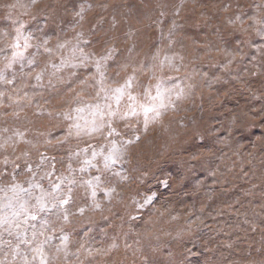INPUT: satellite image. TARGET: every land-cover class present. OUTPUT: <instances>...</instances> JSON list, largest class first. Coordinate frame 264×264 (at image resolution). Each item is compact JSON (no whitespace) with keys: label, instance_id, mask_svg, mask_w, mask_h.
Here are the masks:
<instances>
[{"label":"rangeland","instance_id":"1","mask_svg":"<svg viewBox=\"0 0 264 264\" xmlns=\"http://www.w3.org/2000/svg\"><path fill=\"white\" fill-rule=\"evenodd\" d=\"M28 3L30 0H0V36L10 33L7 37L10 43L15 35V28L27 20V31L36 37L48 39L47 46L52 51L46 53L43 49L36 48L29 50L32 53L39 52L38 66L31 69V72L34 74L45 69L44 78L39 83L33 75H29L30 69L26 64L23 68L19 64L14 66L12 71L15 78L12 85L0 82V92L5 93V96L0 98V145H4L0 147V208L8 203V197L12 196L8 188L13 183L28 187L27 181L31 179L33 183L39 181L48 188L49 181L59 182L62 176L78 180L81 177L88 179L92 175H98L95 169L91 168L80 172L79 166L68 159L67 142L58 144L56 141L66 135L69 124L91 121L92 106L96 103H112L113 107H116L114 101L104 97V93L87 107L77 104L70 107L68 104L74 95L73 90L79 92L86 101L99 92L101 77L95 62L100 60L101 55H108L106 47L111 35L121 37V43L112 45L117 49L116 52L110 59L101 61L104 73L103 87H116L128 76H132L131 94L137 98V104L151 103L145 95L146 92L153 96L156 94L155 82L151 77L135 71L141 67L142 53L151 46L155 36L142 28V25L149 21L147 9L139 0H128L122 9L125 20L117 26L120 31H108L112 16L105 14L104 23L93 22L87 25L88 32L84 37L88 41L87 44L66 45L65 48H58V45L81 30L77 24L79 18L73 13L80 10L85 0H64L55 23L41 16L31 19L23 15L19 7L10 9L5 6ZM17 16L20 19H17ZM128 21L131 22L134 33L136 28H141L140 33L134 35L132 40L123 35L127 31ZM178 23L185 22L179 20ZM205 32L206 29L186 26L183 36L189 39L203 36ZM248 39L243 34L236 33L229 39L228 47H236L237 42ZM4 44L5 41L0 39V47H4ZM250 44L253 46L240 44L248 55L244 58V67L236 71L241 72V85L253 89L264 83V80L260 79L264 69L258 63L264 59L260 55V52L264 51L260 47L264 40L253 37ZM8 54L10 55V52ZM85 55L90 58L85 60ZM65 60L68 61L67 64H63ZM2 62L3 56H0V66ZM249 69L257 72V75L247 74ZM217 74H222L219 67L209 72L210 77ZM9 78L13 79V76L10 75ZM225 88L224 85L214 84L209 90L215 96V103L223 106L216 112L217 116L224 114L223 108L235 109L247 100L246 95L222 100ZM129 103L131 102L125 96L121 100L120 108L126 109ZM167 103L168 100L164 96L163 104ZM77 107L83 111H75ZM162 109H159V117L149 121V130L154 121L165 122L175 115L172 112L164 113ZM68 111H71L72 120L64 118V113ZM185 113L193 114L191 105L182 106L179 115L183 116ZM126 121H139L138 127L141 131L144 130L142 113L120 121V126ZM211 123L215 127L220 126L217 120H212ZM261 124H264V121ZM217 135L220 137L219 141L214 138L197 141L195 138L182 136L179 139L180 148L155 157L148 175L143 178V183L137 181L136 185H133L137 191L136 203L144 207L134 205L131 215H126L120 206L113 207L110 212L97 209L87 223L81 225L79 222H72L70 226H66L65 230L69 232V257L61 259L59 264H74L75 257L71 253L76 252L79 243H85V246L93 251L102 250L99 255L81 256L84 264H167L170 252L174 257L184 259L185 264H208L209 261L211 264H233L242 254H251L264 247V126H244L236 129L231 137L224 130ZM225 139H228L229 143H223ZM72 142H75L74 139ZM237 149L246 161L243 167L239 164L235 167L232 165L236 160L232 152ZM5 159L8 163L4 162ZM209 159L214 161L211 166L208 164ZM70 163L76 169L72 173L67 170ZM28 166L32 168L35 176L27 171ZM14 168L16 171H13ZM116 170L119 171L120 167L116 166ZM48 172L52 175H46ZM67 187L65 182V191ZM71 187L73 203L70 210L79 217L78 207H87L93 198L80 184ZM149 196H152V200L145 203ZM95 199L97 202H107L102 192H97ZM16 205L17 202L13 201L11 208H3V212L10 219ZM165 208L170 209L171 215L177 218L168 226L173 235L179 227H186L190 222L198 226L181 233L176 239L162 238L161 242L167 243L168 246L153 253L152 248L157 246V241L145 235L148 227L146 222L153 217L156 209ZM16 235L15 228L9 234L4 227H0V264H22L21 255L26 253V246L18 243ZM28 235H31V229L28 230ZM58 243L59 240L53 241V244ZM113 244L116 247H112ZM14 251L21 255H14Z\"/></svg>","mask_w":264,"mask_h":264},{"label":"clouds","instance_id":"2","mask_svg":"<svg viewBox=\"0 0 264 264\" xmlns=\"http://www.w3.org/2000/svg\"><path fill=\"white\" fill-rule=\"evenodd\" d=\"M63 2L64 0H30V3L26 5L6 4L5 6L10 9L19 7L22 14L31 19L41 16L55 23ZM127 2L128 0H90V2L85 0L80 10L73 13L79 18L77 24L81 30L76 31L70 39L59 44L58 48H65L66 45L75 46L80 43L87 44L88 41L84 39L88 32L87 25L93 22L95 24L104 23L105 14L112 16L108 31H120L117 26L125 20L122 9ZM139 2L148 12L149 22L143 24L142 28L154 33L155 36L151 46L142 53L141 67L135 71L150 76L155 82V89L157 85L160 86V91L168 100L162 111L172 112L175 115L165 122L154 121L150 130L148 124L144 125L143 131L138 127L139 121L135 123L126 121L121 127L119 122L123 120L116 119L112 123L118 134L112 136L111 139L106 130L93 134L81 133L78 136L72 130V134H69L72 124L68 125L66 135L56 143L67 142L68 159L79 166V169L82 159L90 155L91 150L107 151L113 143L121 150L117 163L110 170L103 169L102 165L95 169L98 175H104L106 178L97 192L108 190L111 194L104 196L106 203L104 200L97 202L96 199H92L87 207H83V215L72 217V222H79L81 225L87 223L97 209L101 212H110L113 207L120 206L126 215H131L134 205L144 207L136 203L137 191L133 185H136L137 181L143 183V178L148 175V170L155 157L180 148L179 139L182 136H187L189 139L195 138L197 141L213 138L219 141L220 137L217 133L222 130L227 131L231 137V134L238 128L264 126L261 124L264 121V83L253 89L244 87L241 85V72L236 71L244 67L243 61L248 55L240 44L252 47L251 38L259 37L264 40V0H139ZM17 19L20 17L17 16ZM179 20H184L185 23H178ZM27 23L28 21L24 20L19 25L25 26ZM127 24V31L123 35L127 36L128 40H132L134 35L140 33L141 28H136L134 33L131 22L128 21ZM186 26L206 29V32L203 36L198 35L185 39L183 32ZM236 33L243 34L249 39L239 41L236 47L229 48V39ZM47 41L49 44L48 39ZM120 43L121 37L111 35L106 47L108 55H101L99 61L105 60L103 59L105 56L110 59L117 50L112 45ZM260 47L264 49V44ZM129 51L131 52L132 49ZM97 54L100 55V53ZM260 55L264 57V51H261ZM89 58V55L84 56L85 60ZM253 59L256 58L253 57ZM258 63L264 69V59L259 60ZM217 67L222 74L210 77L209 72ZM205 68L208 70H203ZM247 74L255 76L257 72L249 69ZM260 79L264 80V72H261ZM214 84L226 86L222 100L246 95V102L235 109L223 108L224 114L217 116L216 112L220 111L223 106L215 103V96L209 91ZM73 91L74 95L68 101L70 107L72 104L87 107L101 95V93L99 96L96 94L91 100L86 101L79 92ZM188 105L192 106L193 114L185 113L180 116L182 106ZM100 106L104 107L101 104ZM212 120H217L220 126L215 127L211 123ZM73 139L75 142H72ZM222 142L227 144L229 140L225 139ZM85 144L87 146L83 147L82 145ZM232 155L236 156V160L232 162L233 167L237 164L243 167L246 161L239 150L233 151ZM212 163L214 161L209 159V166ZM116 166L120 167L119 171L116 170ZM67 170L69 173L76 171L71 163ZM83 180L82 177L79 178L77 184L81 185ZM149 198L152 200V196H149L147 200ZM96 204L99 207H96ZM176 219L171 215L170 209L165 208L156 209L153 217L146 222L148 227L145 235L157 241V246L152 248L153 253L168 246L167 243L161 242L162 238L176 239L181 233L198 226L190 222L186 227H179L173 235L168 230V226ZM167 264H185V260L174 257L170 252ZM190 264H195V262H190ZM208 264H211V261ZM233 264H264V247L251 254H242Z\"/></svg>","mask_w":264,"mask_h":264},{"label":"snow or ice","instance_id":"3","mask_svg":"<svg viewBox=\"0 0 264 264\" xmlns=\"http://www.w3.org/2000/svg\"><path fill=\"white\" fill-rule=\"evenodd\" d=\"M9 35L10 33H5L0 36V39L5 41L4 47H0V56H3L2 66H0V82L6 85L14 83L15 74L12 70L17 64L21 65V68L26 64L30 69L29 75H33V78L38 83L42 81L45 69H41L34 74L31 72V69L38 66L37 56L39 52L32 53L29 50L36 48L37 50L43 49L44 52L51 53L52 50L47 46V39L34 36L27 31L24 25H19L15 28V35L12 37L10 43L7 41ZM33 40L38 42L34 45L32 43ZM60 47H63V45H60ZM9 52L10 55L8 54ZM103 59L106 60L108 57L105 56ZM67 63V60L63 62V64ZM95 64L97 72L101 77L100 83L102 85L97 95L99 96L100 93H104V97L107 100L114 101L116 107H113L112 103H106L104 107H101L99 103L93 105V119L83 125L73 122L69 134H72V130L75 131L77 136L81 133L93 134L106 130L109 139H111L112 136L118 134L112 123L116 119L126 120L129 117L138 116L142 113L145 126H147L150 120L159 117V109L164 107V94L160 91L159 85H157L154 96L150 92L145 93L151 102L150 104H137V98L131 94L133 89L132 76H128L122 84H118L116 87L105 88L103 87V66L99 60ZM10 75L13 76V79L9 78ZM4 96L5 93L0 92V98ZM125 96H127L128 101L131 103L127 105L126 109L122 110L120 103ZM28 102L30 103L31 100L29 99ZM75 111L81 112L83 109L77 107ZM64 118L72 120L71 111L65 112ZM3 146L0 145V147ZM120 155L121 150L114 143L107 151L103 149L99 152L91 150L90 155L82 159L79 171L85 172L90 168L98 169L101 165L103 169L110 170L117 163ZM41 158L42 160L44 159L43 154H41ZM4 162L8 163L7 160ZM13 171H16V169L14 168ZM27 171L32 176H35L30 166L27 167ZM46 175L51 176L52 173L48 172ZM105 179L104 175H92L90 178L84 179L81 182V186L90 192L91 197L95 199L97 189L105 182ZM65 182L68 185L66 191ZM27 183L28 187H24L20 183H13L9 186L8 190L11 191L12 196L8 197V203L0 208V227H4L6 231H9V234H11L13 228L17 230V241L26 246V253L21 255L14 251V255H21L22 264H59L61 259L69 257V232L65 228L72 224V217L76 216V213L70 210L73 203V188L71 186L76 185L78 182L75 178L70 179L62 176L59 182L49 181L48 188H45L39 181L33 183L31 179ZM102 193L104 196L111 194L108 190H104ZM24 197H27V199H24ZM150 200L151 198L146 200V203L150 202ZM13 201H16L17 205L10 219L3 212V208H11ZM95 206L99 207L98 204ZM77 211L79 215H83L84 208L78 207ZM52 217H55V219H52ZM29 229H31L30 236L28 235ZM54 240H59V243L53 244ZM112 247H116V245L113 244ZM53 249L54 251H52ZM101 251H93L87 248L85 243H79L76 252L71 253V255L75 257L74 264H84V261L80 259L81 256L91 257L101 254Z\"/></svg>","mask_w":264,"mask_h":264}]
</instances>
